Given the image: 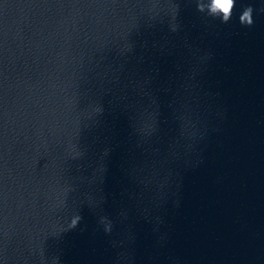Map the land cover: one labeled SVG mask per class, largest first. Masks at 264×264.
Wrapping results in <instances>:
<instances>
[{
  "label": "water",
  "instance_id": "obj_1",
  "mask_svg": "<svg viewBox=\"0 0 264 264\" xmlns=\"http://www.w3.org/2000/svg\"><path fill=\"white\" fill-rule=\"evenodd\" d=\"M220 2L0 0V264H264V0Z\"/></svg>",
  "mask_w": 264,
  "mask_h": 264
},
{
  "label": "clouds",
  "instance_id": "obj_2",
  "mask_svg": "<svg viewBox=\"0 0 264 264\" xmlns=\"http://www.w3.org/2000/svg\"><path fill=\"white\" fill-rule=\"evenodd\" d=\"M234 7H235V0H221V2L216 5L215 10L216 11L223 10L222 12L223 19L227 21ZM252 11L253 9L251 7L247 8L244 17L242 18L245 25H249L253 23V21L248 20V16ZM261 11L264 12V8H261Z\"/></svg>",
  "mask_w": 264,
  "mask_h": 264
}]
</instances>
